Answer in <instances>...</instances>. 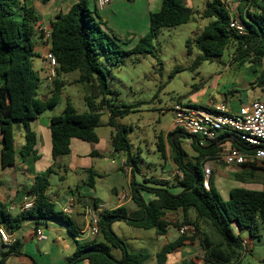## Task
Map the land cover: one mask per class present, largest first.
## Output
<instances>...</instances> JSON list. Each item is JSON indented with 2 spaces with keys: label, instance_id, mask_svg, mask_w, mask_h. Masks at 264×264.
Returning a JSON list of instances; mask_svg holds the SVG:
<instances>
[{
  "label": "trees",
  "instance_id": "16d2710c",
  "mask_svg": "<svg viewBox=\"0 0 264 264\" xmlns=\"http://www.w3.org/2000/svg\"><path fill=\"white\" fill-rule=\"evenodd\" d=\"M237 1L235 15L229 12L222 0L207 1L203 17L212 21L194 39L202 52L196 65L203 60L221 56L230 48L234 50L233 59L247 58L252 63L264 61V0ZM94 2V10H91L88 0H76L67 12L58 13L50 21L49 52L57 61L56 79L51 97L43 101L37 96L38 78L33 66L34 58L38 56L35 51L36 39L44 37L39 30V16L35 8L26 5L23 0H0V146L3 168L13 166L16 162L15 123L21 122L24 130V146L20 154L24 156L35 152L37 137L31 128V121L58 104L64 87L58 77L74 71L81 73L79 83L89 84L90 94L85 98L89 111L78 113L68 101L64 113L51 118L49 129L53 159L56 161L69 155L73 139L99 142L96 128L99 126L101 106H106L109 112L108 125L114 130V151L130 152L128 129L117 120L130 111L115 108L116 105L110 99L113 91L107 81V72L95 63L98 56L111 51L112 45L119 49L121 46L102 27L104 21L99 15L96 0ZM193 16V9L184 4V0H162L160 9L149 15V32L140 39L133 51L151 46L160 28L187 24ZM233 18L242 22L244 34L230 27ZM187 46L191 49V41ZM256 82L264 89V66ZM186 136L181 128L167 134V142L172 149L171 159L182 174L177 176L181 192L173 193L161 181H148L154 183L153 186H134L136 182H133L132 199L143 210V216L131 218L124 205L99 212V238L88 242L76 240V252L68 258L67 264L82 259H87L90 264H144L146 258L131 255L124 241L114 233L112 225L116 221H123L134 228L155 229L159 236H165L170 227L180 229L185 224L195 225V235L181 234L161 249L158 254L160 263L187 241L193 243L196 237H200L204 264H238L247 249L242 232L248 230L252 237H260L264 229V167L244 166L245 171L235 176L236 179L247 177L252 180L256 171H259L262 189L234 188L226 200L215 191L212 176L209 180L210 189L205 187L203 165L207 160L217 159L226 146L243 148V142L231 132H224L206 144L193 142L190 146L196 153V162H191L186 159L183 148ZM158 149L161 157L167 159L164 138H159ZM126 164H129L128 160ZM51 171L52 168H49L35 177L30 191L35 199L30 209L13 215L9 206L0 201V228L5 227L13 233L30 220H54L68 225L72 235L78 236V229L73 227L69 215L57 209L56 204L48 198ZM89 173V185L94 187L96 173L93 170H89ZM141 191L153 193L155 199L147 202ZM191 210L195 217H192ZM172 214H180V218H173ZM112 248L121 249L120 259L112 254ZM21 254L22 243L15 240L3 253L0 264L9 255ZM193 264L196 263L193 261Z\"/></svg>",
  "mask_w": 264,
  "mask_h": 264
},
{
  "label": "rangeland",
  "instance_id": "374dc122",
  "mask_svg": "<svg viewBox=\"0 0 264 264\" xmlns=\"http://www.w3.org/2000/svg\"><path fill=\"white\" fill-rule=\"evenodd\" d=\"M88 1L89 8L94 10V0ZM207 1L184 0V4L194 11L192 19L187 24L160 28L151 46L138 51L133 49L149 32V15L160 9L162 0H111V3L105 6L107 12L102 17V27L114 37L121 48L112 45L111 51L98 56L95 63L107 72V81L113 91L110 99L116 105L115 108L130 111L117 120L128 129L131 149L129 153H111L114 130L108 125L107 107L101 106L99 126L96 128L98 143L75 139L71 153L60 157V160H52L49 147L44 151L42 158L38 159L39 167L49 163L48 168H52L48 191L52 200L55 201L57 197L69 193V189L75 192L80 188L86 190L84 201L93 205V195L87 194L94 190L89 185V170L96 173L94 179L98 202L101 205L107 204V208L115 204L111 203V199H115L114 188L128 192L132 173L136 182L134 186H153L155 184L148 181L154 180L165 182L166 188L175 191L179 187L177 176L181 175L171 159L172 149L166 137L175 118V105L181 102L194 108H210L225 104L232 111H237L241 103H250L263 96L264 89L254 85L249 78L263 68L264 61L252 63L247 58L233 59L234 50L230 48L223 55L203 60L196 65V60L202 52L197 48L194 39L212 21L203 17ZM233 4L236 6L237 1ZM190 41L191 49L187 46ZM35 51L38 54L33 62L38 78L37 96L41 99L44 96L49 98L56 78L51 77L44 59H41V46L36 44ZM80 75V71H74L58 77L64 84L62 94L58 104L45 111L47 115H62L68 101L78 113L89 111L85 100L90 94L89 84L79 83ZM14 128L16 134L19 129L23 132L21 122L15 123ZM159 138L165 140L167 159L161 157L158 149ZM183 148L187 154L186 159L196 162V153L186 138L183 139ZM225 151L226 149L217 159L210 161L215 191L227 200L234 188L260 190V172L256 171L252 180L247 177L236 179V174L243 173L245 168L226 165L221 157ZM123 159L129 161V164H126L128 170L125 166L124 169L122 167ZM18 180L22 182V179ZM141 195L146 200L148 193L141 191ZM56 206L59 209V205ZM127 209L131 212L134 209L141 211L136 202L130 203ZM134 214L132 213V216ZM191 214L195 217L193 210ZM171 216L180 218V214ZM76 222L79 226L84 224L83 219ZM112 229L124 241L131 255L146 258L144 264H159L157 258L160 246L165 241L172 242L178 236V229L175 227H170L167 235L159 236L155 229L134 228L123 221L114 222ZM241 235L247 241V249L238 264H264V229L260 237H252L248 230H244ZM68 237L74 243V237ZM187 243L195 246L203 255L200 237H196L193 243L190 240ZM112 253L116 258L122 256L119 248H112ZM194 258L196 259L192 261L196 264H204V257L196 255Z\"/></svg>",
  "mask_w": 264,
  "mask_h": 264
},
{
  "label": "crops",
  "instance_id": "0c3cea01",
  "mask_svg": "<svg viewBox=\"0 0 264 264\" xmlns=\"http://www.w3.org/2000/svg\"><path fill=\"white\" fill-rule=\"evenodd\" d=\"M23 2L35 8L37 15L40 19V29H48L50 21L54 20L56 15L60 12H67L70 7L76 2V0H50L45 2L44 0H23ZM95 5V2H94ZM66 6V8H65ZM107 7L100 8L98 7L100 17H103L107 12ZM36 44L40 45L42 48V56L41 59L45 56L47 52H49L50 44L48 40L44 37H38L36 39ZM262 70V69H261ZM261 70L256 73L250 79L254 85H258L256 79L261 72ZM264 97L257 98L255 100H260ZM254 101V100H253ZM249 103V102H247ZM245 103V104H247ZM241 103L240 106L245 105ZM218 105V104H217ZM239 106V107H240ZM53 116L47 115L45 112L40 114L36 119L31 121V128L36 133L37 142L35 145V152L22 156L20 151L24 146V130L23 132L19 129V133H15L16 138V150H17V158L16 162L13 166L3 168L1 165V146H0V201L6 203L10 212L13 215H17L18 213L24 211L23 206L27 202H34V195L31 194V187L34 184L35 177L43 174L47 171L50 164H46L42 167L38 166V159L42 158L44 151L49 147L52 156V144H51V131L49 129V125L51 122V118ZM173 130V126L170 128L168 133ZM167 133V134H168ZM114 132L112 133V136ZM167 137V136H166ZM75 139L72 140V143ZM79 140V139H76ZM90 143V142H88ZM81 146V145H78ZM224 149L228 150L229 147L226 146ZM224 151V150H223ZM221 151L220 153H222ZM115 152L112 146L111 153ZM53 160V157H52ZM60 160L58 158L56 161ZM126 161L123 159L122 167L127 169ZM49 165V166H48ZM78 165V163L76 164ZM172 168V166H171ZM128 170V169H127ZM171 170V169H170ZM127 172V171H125ZM130 174V172H127ZM22 179V182H19L18 179ZM133 182H135V178L132 173V177L129 180L130 189L128 192L124 189L119 190L114 188L113 193L115 195V199H111V203H115L114 206L110 208L107 204L101 205L98 201L99 198L97 196L96 191V183L94 187H91L93 191L91 193H87L88 195H93L95 201L93 205H90L84 201V197L86 195V190L77 188L76 191H72L69 189V193H65L62 197H57V200H52L47 191V195L50 201L59 205V210L65 211L67 215L73 221V227L78 229V236L74 237L69 230L68 225L57 222L54 220H40L34 221L30 220L23 224L15 232H10L8 229L3 227L15 240H19L22 243V251L21 255H9L6 260L1 264H67L68 258H70L77 249L76 239H79L80 242H88L98 237H93L90 232L89 222L85 214V208L88 206L95 207L99 212L105 210L115 209L119 206H128L130 203L134 202L132 199V190L134 188ZM262 189V188H261ZM121 191H126L128 194V199L124 202L119 200V193ZM172 191V190H171ZM88 192V191H87ZM173 193H180L181 188L178 187ZM146 201L149 202L155 199V195L153 193L147 192ZM71 209V213L66 210ZM138 211L134 209L132 212L129 211V216L131 218L137 219L143 216V210ZM132 213H135L132 216ZM83 219V226H79L77 224V220ZM43 233L46 235V239L40 240L37 238V233ZM79 235H81L79 237ZM167 235V234H166ZM181 235L178 229V236ZM68 236L74 237V243L69 239ZM85 236V237H83ZM174 241V240H173ZM246 240L244 239V242ZM247 242V241H246ZM14 243V242H13ZM170 242L165 241L160 249H162L166 244ZM9 249V245L2 242L0 239V259L3 256V253L7 252ZM161 250H159L160 252ZM158 252V254H159ZM113 254V253H112ZM202 254L198 252V249L195 246H190L186 242V244L180 248H178L173 253L167 255L166 259H164L163 263H160L159 259L157 261L159 264H193L194 256ZM122 257V256H121ZM120 257V258H121ZM118 258V259H120ZM74 264H90L87 259H82L80 261L75 262Z\"/></svg>",
  "mask_w": 264,
  "mask_h": 264
},
{
  "label": "built area",
  "instance_id": "2783aa9c",
  "mask_svg": "<svg viewBox=\"0 0 264 264\" xmlns=\"http://www.w3.org/2000/svg\"><path fill=\"white\" fill-rule=\"evenodd\" d=\"M232 15L237 12V0H222ZM237 1L234 6L233 2ZM98 7L111 3V0H96ZM230 27L235 29L239 34L245 33V27L239 19L233 18ZM46 40L49 39L48 29H39ZM52 78L56 77L57 61L51 52H47L43 57ZM175 118L173 120V129L181 128L187 134L186 141L191 145L199 141L206 144L216 139L224 132H231L237 135L244 144L243 148L229 147L221 155L226 165L237 167H264V97L260 100H254L248 104L242 105L237 111H232L225 104H218L210 108H194L183 105L181 102L174 107ZM207 160L203 165L204 185L210 189L209 180L212 176V163ZM180 175H182L180 173ZM119 200L124 202L128 199L126 191H121L118 195ZM34 202H27L23 210H28ZM71 213V209L66 210ZM65 212V211H64ZM66 213V212H65ZM85 214L89 222L90 232L93 237L100 234L99 211L92 206L85 208ZM181 234L195 235L196 226L185 224L179 229ZM40 240L46 239L43 233H37ZM0 239L3 243L11 245L14 242L12 236L3 228H0ZM247 243L246 241L244 242Z\"/></svg>",
  "mask_w": 264,
  "mask_h": 264
},
{
  "label": "water",
  "instance_id": "95a60500",
  "mask_svg": "<svg viewBox=\"0 0 264 264\" xmlns=\"http://www.w3.org/2000/svg\"><path fill=\"white\" fill-rule=\"evenodd\" d=\"M47 99H48L47 96H44V97L42 98L43 101H47Z\"/></svg>",
  "mask_w": 264,
  "mask_h": 264
}]
</instances>
